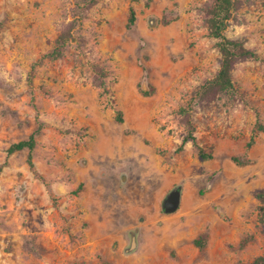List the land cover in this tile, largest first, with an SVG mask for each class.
Here are the masks:
<instances>
[{
    "label": "rangeland",
    "instance_id": "374dc122",
    "mask_svg": "<svg viewBox=\"0 0 264 264\" xmlns=\"http://www.w3.org/2000/svg\"><path fill=\"white\" fill-rule=\"evenodd\" d=\"M84 1L0 0V264L264 259V0L243 5L226 30L258 55L233 69L237 100L226 93L193 113L208 159L191 140L176 151L184 130L175 111L219 67L203 22L209 0H96L63 56L42 58ZM150 16L168 22L150 26ZM39 125L33 162L42 180L26 149L6 153ZM176 187L179 206L165 213Z\"/></svg>",
    "mask_w": 264,
    "mask_h": 264
},
{
    "label": "trees",
    "instance_id": "16d2710c",
    "mask_svg": "<svg viewBox=\"0 0 264 264\" xmlns=\"http://www.w3.org/2000/svg\"><path fill=\"white\" fill-rule=\"evenodd\" d=\"M130 1L132 2L136 0ZM249 1L250 0H209V2L202 7L203 22L207 30V36L215 41L214 46L217 48L220 54L219 67L212 77L202 80L192 91L191 96L186 104L180 105L175 111L178 122L184 130L181 143L176 148L177 152L181 151L184 144L191 140L198 157L201 159L211 158L210 150L212 146H210L209 150H205L203 146L196 142V137L194 135L195 126L193 121V113L197 105L214 102L221 95L226 93L228 94L230 101L234 103L237 100V97L233 87V69L239 62L258 59L257 53L253 49L246 46L244 39L228 37L226 35V30L230 23L234 20L238 10ZM95 2L96 0H86L82 4H77L74 7V19L64 25V27L54 39V46L51 50L43 54L42 58L55 60L63 56L66 45L74 37L73 28L81 18L86 16L87 12L95 4ZM135 20V10L130 6L128 9L126 27L128 29L132 28ZM148 22L150 26H153L156 24H166L168 20L165 19L164 16L161 18L150 16ZM91 68L94 73L97 86L102 89L101 93L103 94L109 92V87L107 86L105 80L106 72L103 66L100 63H92ZM142 92L143 94L147 95L151 93V90L150 88H143ZM117 114L118 116L116 117V120L121 122V112L118 110ZM257 123V130H264V125L260 124L258 121ZM40 132L41 127L39 125L31 134H29L26 139L11 143L6 150V153L7 156H9L16 151L26 149V163L28 167L35 176L42 180L43 177L37 173L33 162V152L36 146V137L40 134ZM252 140V138L249 139L246 148L250 147ZM231 160L237 163L249 162L248 159L240 158L238 156H232ZM258 199L259 205L257 206V210L260 216H263L264 194L258 195ZM194 242L200 245L198 240H195ZM263 262V258H257L252 264H262Z\"/></svg>",
    "mask_w": 264,
    "mask_h": 264
},
{
    "label": "water",
    "instance_id": "95a60500",
    "mask_svg": "<svg viewBox=\"0 0 264 264\" xmlns=\"http://www.w3.org/2000/svg\"><path fill=\"white\" fill-rule=\"evenodd\" d=\"M181 198V188L176 187L169 191L162 203V209L165 213H172L177 210Z\"/></svg>",
    "mask_w": 264,
    "mask_h": 264
},
{
    "label": "flooded vegetation",
    "instance_id": "af4514ba",
    "mask_svg": "<svg viewBox=\"0 0 264 264\" xmlns=\"http://www.w3.org/2000/svg\"><path fill=\"white\" fill-rule=\"evenodd\" d=\"M129 242H130V243H133V242H134V237L129 236Z\"/></svg>",
    "mask_w": 264,
    "mask_h": 264
}]
</instances>
